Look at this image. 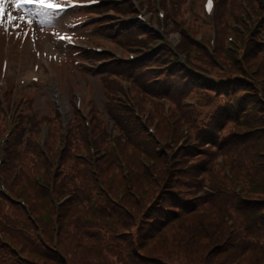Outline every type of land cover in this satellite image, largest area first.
Listing matches in <instances>:
<instances>
[{
	"label": "trees",
	"instance_id": "16d2710c",
	"mask_svg": "<svg viewBox=\"0 0 264 264\" xmlns=\"http://www.w3.org/2000/svg\"><path fill=\"white\" fill-rule=\"evenodd\" d=\"M162 1L179 11L171 10L179 45L102 66L103 111L91 112V139L73 114L59 154L52 112L40 147V122L22 98L24 110L0 146V185L7 190L0 191V264H264V101L257 98L264 96V8L247 0L252 12L238 43L225 51L223 38L210 53L195 37L209 28L185 20L190 0ZM239 1L220 0V28L234 9L242 11ZM106 6L112 14L132 10ZM141 34L125 24L117 38L136 45ZM132 105L148 113L147 125ZM154 120L152 136L147 126ZM10 130L0 109V137Z\"/></svg>",
	"mask_w": 264,
	"mask_h": 264
},
{
	"label": "rangeland",
	"instance_id": "374dc122",
	"mask_svg": "<svg viewBox=\"0 0 264 264\" xmlns=\"http://www.w3.org/2000/svg\"><path fill=\"white\" fill-rule=\"evenodd\" d=\"M5 9L7 12H11L14 16H21L23 15L22 12L17 11L15 8H13L11 3H6L5 4ZM30 11L33 9H29ZM75 15H68V16H51V15H45V16H40L39 23L37 22L36 24L34 23L32 26V30L30 32V35L28 37V41L25 45V52H24V67L25 70L29 68V65L31 64L33 60L34 53H39L46 57L47 59H50V62L54 65H56L58 62H63V59H67V64L69 65V61L71 60H77L78 57H76L73 52L69 51L66 49L62 44H60L57 40V37L59 35H72V36H85L89 34L91 35V28L88 30H85L86 28H82L81 24H77L76 26L74 25L75 22ZM33 20H37V16H32L31 17ZM5 20H7V17L5 16ZM12 26H8L5 24L4 26H0V31L2 32V35L5 30H10ZM143 27L145 29L148 28L147 23L143 24ZM221 30V29H220ZM221 33V32H220ZM1 35V39L3 36ZM179 36L176 35L175 33H172L169 37V41L173 44L176 45L178 43V38ZM1 43V41H0ZM9 55H10V49H9ZM12 64L13 61L16 60L15 55L12 54ZM48 59V60H49ZM61 65V63H60ZM70 66V65H69ZM74 69V81L79 82L80 84L85 85V88H89L94 86V89H96V96L97 97V105H100L101 102V88H100V78L93 73H88L86 71H83L79 68H76L75 66H71V70ZM60 72V71H59ZM11 76L13 74V71L10 72ZM59 74V73H58ZM73 74L70 75L72 77ZM66 81L65 77L61 78L59 76V84H65ZM86 83V84H84ZM47 82L45 80V77H42V82L41 84L36 87V91L34 92L33 96H29V103L31 107L34 109L36 115V119L41 120L43 119V115H45L48 112V107L47 103L51 102L52 100V94L48 91L47 87ZM63 94L66 93V87L64 88ZM65 94L64 97L61 98V104L62 108H67V113H68V105L65 100ZM264 105V104H263ZM66 112L64 114L67 115ZM141 120L146 122L147 115H142L139 114Z\"/></svg>",
	"mask_w": 264,
	"mask_h": 264
},
{
	"label": "snow or ice",
	"instance_id": "6c2138e0",
	"mask_svg": "<svg viewBox=\"0 0 264 264\" xmlns=\"http://www.w3.org/2000/svg\"><path fill=\"white\" fill-rule=\"evenodd\" d=\"M11 3L13 8L17 11L22 12L21 16H14L11 12H7L5 9V4ZM33 9V10H29ZM63 11L61 5L56 4L53 0H0V26L7 24L8 26L19 27L16 21L31 24L32 16H45L50 12H60ZM5 16L7 20H5ZM62 40L70 41V37L62 36Z\"/></svg>",
	"mask_w": 264,
	"mask_h": 264
}]
</instances>
